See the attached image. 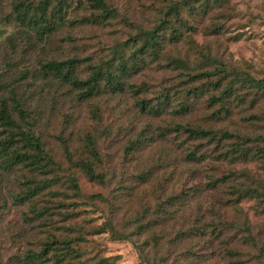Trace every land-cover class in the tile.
<instances>
[{
  "label": "rangeland",
  "instance_id": "374dc122",
  "mask_svg": "<svg viewBox=\"0 0 264 264\" xmlns=\"http://www.w3.org/2000/svg\"><path fill=\"white\" fill-rule=\"evenodd\" d=\"M104 1L114 19L103 25L84 20L78 25L96 11L89 5L76 8L68 17L78 20L77 25L64 27L50 42L35 35L22 39L14 33V25L0 26V72L8 73V82L17 81L16 93L29 115L27 127L55 163L54 184L31 200L21 201L31 186L27 181L33 178L38 186L46 176L28 166L13 168L1 184L0 264H24L21 259L27 250H39L47 233L40 222H33L32 211L43 208L53 214L54 223L46 232L83 239H75L73 245L82 263L110 259L109 264H141L142 258L149 264H264L257 247L232 244L240 254L228 257L221 250L224 244L204 229L207 223L232 216V210L222 208L220 202L227 189L211 188L209 181L242 169L260 174L257 164L219 159L213 144L190 140L176 128L244 133L251 125L246 118L263 104L251 109L246 103L234 108L227 119H215L211 114L217 105L208 99L219 95L221 88L214 90L203 79L189 81L184 75L214 69L203 62L201 53L227 69L264 78V0H225L221 7L194 18L182 12L192 29L181 28L182 39L177 42L166 37L170 33L166 30L155 57L137 52L129 39L138 30L154 29L176 0ZM1 9L10 11L7 1ZM115 49L126 58L134 59L136 54L137 68L117 74L121 90L112 92L102 83V92L87 100L80 99V91L71 85L46 78L40 68L49 60L77 58L81 63L76 77L85 80L110 60ZM172 59L184 60L191 71L176 67ZM142 100L157 113L143 111L138 105ZM82 162L92 165L101 182L90 181ZM239 206L254 236L264 240L258 234L264 230V213L257 212L252 199ZM107 224L117 234L130 233V239L117 240L110 230L95 234ZM196 225L198 232L193 231ZM117 256L119 260H112Z\"/></svg>",
  "mask_w": 264,
  "mask_h": 264
},
{
  "label": "trees",
  "instance_id": "16d2710c",
  "mask_svg": "<svg viewBox=\"0 0 264 264\" xmlns=\"http://www.w3.org/2000/svg\"><path fill=\"white\" fill-rule=\"evenodd\" d=\"M7 1L10 11L4 13L1 9L3 3ZM225 0H176L171 2L164 13V17L155 23L154 29L149 31L138 30L135 38L129 39L136 51L141 54L147 53L155 57L161 47L162 39L166 30L170 33L166 35L170 41L177 42L182 39L181 28L192 29L191 25L183 17L182 12L194 18L199 15L205 16L214 7H221ZM89 5L96 13H91L89 17L82 18L78 25L84 20L87 24L103 25L108 20L114 19L113 10L104 0H0V13H2L0 26L5 24L14 25L17 29V36L22 39H31L35 35L37 40H47L50 42L64 28L77 25V21L68 17L69 12ZM217 28L215 32H217ZM25 37V38H24ZM206 65H214L212 71H200L198 73H185L189 81L204 80L205 84L214 90L220 89L219 95L209 97L211 105H217V109L212 112L215 119H227L232 114L234 108L248 104L251 109L264 105V78L256 79L247 73L234 69H227L224 64L213 61L212 58L204 57L199 53ZM140 58L136 56H125L123 51L115 49L110 60L92 70L85 80L76 77L79 68L77 58L65 61L49 60L41 63V71L47 77H53L63 83L71 85L80 91V99L87 100L100 94L101 84L104 83L112 92L122 89V83L117 74H126L137 68ZM172 64L183 70H190L184 60L172 59ZM106 64V66H104ZM205 66V65H204ZM8 73L0 72V186L10 171L15 167L28 166L30 171L38 172L46 176L40 179L41 185H36L33 178L27 181L28 186L21 195V201H28L41 194L44 188H49L54 184V161L47 156L39 137L27 127L26 119L28 114L23 108V99L16 93V80L8 82ZM166 101V99H164ZM143 111L157 113L155 107H148L145 101L138 103ZM246 121L249 122L248 129L244 133L228 130L203 129L201 127L182 128L176 126L178 131L188 135L190 140L206 141L214 145V153L219 159L227 158L241 161H254L260 174H252L246 169L230 171L221 178L209 181L211 188L218 186L225 187L224 199H221V206L232 210L230 219L220 218L217 222L207 223L204 227L206 233L213 235V240H220L224 245L221 250L230 258H235L240 253L234 250L232 244L238 247L259 248L258 252L264 259V240L261 242L254 236L250 222L243 212L240 203L245 199L255 201L256 210L264 213V106L255 113L250 114ZM259 124L258 126L255 125ZM24 124L26 126H24ZM251 128L255 130L250 131ZM259 131V133H256ZM253 133V135H252ZM196 160V153L190 154ZM96 158L95 153L93 154ZM81 169L88 176L90 181L101 182V175L95 174L90 163L82 162ZM53 175V176H52ZM51 176V177H50ZM71 186L78 191V186L74 179H71ZM51 188V187H50ZM34 211V212H33ZM33 222H40L43 232L47 233L44 240L40 241L39 250L29 249L24 253L22 261L24 264H86L78 259L76 247L82 238L59 237L53 231L46 232V228L53 224V214L49 213V208L34 209ZM107 230L111 231L112 236L117 240H129L131 234L115 233L113 227L107 224V228L95 231L101 234ZM197 225L193 231H199ZM230 236L227 237V233ZM264 235V230L258 232ZM260 243V245H259ZM76 246V245H75ZM120 257H114L117 261ZM77 260V262H75ZM110 259H100L99 264H109ZM141 264H149L147 260L141 258Z\"/></svg>",
  "mask_w": 264,
  "mask_h": 264
}]
</instances>
